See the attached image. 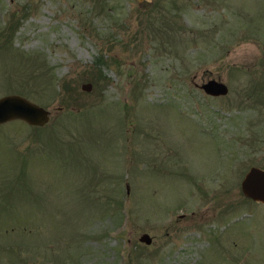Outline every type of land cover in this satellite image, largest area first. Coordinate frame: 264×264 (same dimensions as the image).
I'll list each match as a JSON object with an SVG mask.
<instances>
[{
    "label": "rangeland",
    "instance_id": "rangeland-1",
    "mask_svg": "<svg viewBox=\"0 0 264 264\" xmlns=\"http://www.w3.org/2000/svg\"><path fill=\"white\" fill-rule=\"evenodd\" d=\"M9 93L0 264H264V0H0Z\"/></svg>",
    "mask_w": 264,
    "mask_h": 264
},
{
    "label": "water",
    "instance_id": "water-1",
    "mask_svg": "<svg viewBox=\"0 0 264 264\" xmlns=\"http://www.w3.org/2000/svg\"><path fill=\"white\" fill-rule=\"evenodd\" d=\"M199 87L209 95H223L229 90L225 81L215 77L202 81ZM82 88L89 90L91 83H83ZM49 118L48 108L21 94L9 93L0 96V123L21 119L30 125L42 126ZM240 185L245 196L264 204V167L251 165L244 173ZM139 240L148 244L152 241V236L144 231Z\"/></svg>",
    "mask_w": 264,
    "mask_h": 264
}]
</instances>
